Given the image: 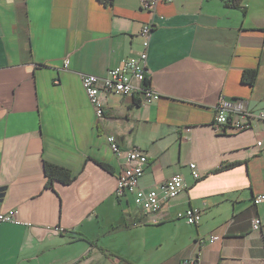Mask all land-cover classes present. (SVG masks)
<instances>
[{"label":"crops","instance_id":"crops-1","mask_svg":"<svg viewBox=\"0 0 264 264\" xmlns=\"http://www.w3.org/2000/svg\"><path fill=\"white\" fill-rule=\"evenodd\" d=\"M153 25L145 105L101 92L100 120L81 76L106 77L143 52ZM68 61L67 65L65 61ZM256 71L251 86L244 72ZM243 103L251 128L216 135L220 100ZM264 0H0V264H264ZM122 151L148 156L142 188L180 175L181 195L148 216L116 194ZM45 162L72 184L49 180ZM196 165V181L190 166ZM49 185V186H48ZM200 210L198 226L177 213ZM219 240L211 244L213 237Z\"/></svg>","mask_w":264,"mask_h":264},{"label":"built area","instance_id":"built-area-1","mask_svg":"<svg viewBox=\"0 0 264 264\" xmlns=\"http://www.w3.org/2000/svg\"><path fill=\"white\" fill-rule=\"evenodd\" d=\"M171 2V0H142V7L148 11H153L159 2ZM153 25H146L141 31V35L145 38L144 50L139 57H130L122 62V65L108 71L106 77L93 75L81 76L82 85L90 103L94 107L96 116L100 120H105L104 103L100 93L132 96L137 94L142 103L145 105L154 104L161 98L160 94L152 87L148 81L149 70L148 47H150V39L152 32L155 30ZM68 61H65L67 65ZM148 81V84L146 82ZM255 116L247 113L243 103H230L224 99L220 100L216 111L213 124V131L216 135H224L226 133H239L247 131L251 128L250 120ZM257 118L263 120L264 116L259 115ZM110 148L115 153L118 160L124 162V169L118 177L116 194L118 197L126 193L133 195L135 205L148 216L158 214L163 206L170 204L179 195H181L188 185L180 176H174L166 182L159 184L156 188L145 189L140 186V180L146 171L148 165V155L139 148H131L122 151L117 142V138L109 136L107 140ZM192 176L196 181L201 179L196 165L190 166ZM255 204L264 203V194L256 195ZM19 213L17 210L10 212H0V228L5 224H19ZM177 218L184 221L187 225L198 226L202 220L200 210L190 208L177 213ZM252 229L264 235V221L254 219ZM219 240V237H213L211 244Z\"/></svg>","mask_w":264,"mask_h":264},{"label":"trees","instance_id":"trees-1","mask_svg":"<svg viewBox=\"0 0 264 264\" xmlns=\"http://www.w3.org/2000/svg\"><path fill=\"white\" fill-rule=\"evenodd\" d=\"M104 6H110L113 3V0H98ZM224 6L226 8L237 10L240 9L242 2L244 0H222ZM257 73L256 71H248L243 74V81L249 85H253L256 81ZM148 84V81L146 82ZM44 172L49 180V185H53L54 182H60L62 184H72L74 181V177L71 172L67 169L57 167L53 164L45 162ZM48 185V186H49Z\"/></svg>","mask_w":264,"mask_h":264}]
</instances>
